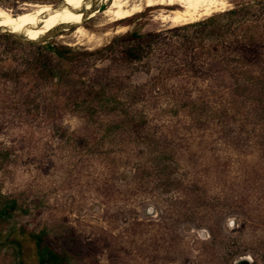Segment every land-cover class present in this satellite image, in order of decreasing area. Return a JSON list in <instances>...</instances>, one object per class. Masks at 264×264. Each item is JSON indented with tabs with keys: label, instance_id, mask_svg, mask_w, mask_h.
Segmentation results:
<instances>
[{
	"label": "rangeland",
	"instance_id": "374dc122",
	"mask_svg": "<svg viewBox=\"0 0 264 264\" xmlns=\"http://www.w3.org/2000/svg\"><path fill=\"white\" fill-rule=\"evenodd\" d=\"M61 2L0 5L23 13ZM254 4L264 24V0ZM222 12L178 26L157 8L105 26L98 12L83 24L110 31L98 45L75 29L40 43L0 33V195L19 203L0 198V264H38L22 237L42 230L72 250L68 264H264V116L246 108L221 123L194 121L182 105L211 83L207 65L191 60L197 23ZM98 86L145 112L151 144L105 134L76 110Z\"/></svg>",
	"mask_w": 264,
	"mask_h": 264
},
{
	"label": "trees",
	"instance_id": "16d2710c",
	"mask_svg": "<svg viewBox=\"0 0 264 264\" xmlns=\"http://www.w3.org/2000/svg\"><path fill=\"white\" fill-rule=\"evenodd\" d=\"M259 1L238 2L234 7L197 23L201 30L191 60L193 64L207 65L205 72L211 83L182 103L194 121L216 120V115L221 123L230 114H240L246 108L264 116V24L257 4H254ZM154 36L148 35L151 40L155 39ZM121 38L129 42L140 39L137 33H127ZM53 51L66 65L70 64V59L57 48ZM148 83L153 84L154 80ZM216 96L225 101L220 107L212 106L211 101ZM73 105L84 114L88 123L107 127L105 134H129L138 141L152 142L147 137L145 112L121 98L116 90L106 86L89 87L85 89V96L73 101ZM0 198L2 203H12L13 207L19 204L8 196L0 195ZM29 236L22 239L34 244L38 264L69 263L72 250L56 248L45 230ZM16 240L21 251L22 241Z\"/></svg>",
	"mask_w": 264,
	"mask_h": 264
},
{
	"label": "bare ground",
	"instance_id": "6f19581e",
	"mask_svg": "<svg viewBox=\"0 0 264 264\" xmlns=\"http://www.w3.org/2000/svg\"><path fill=\"white\" fill-rule=\"evenodd\" d=\"M62 1V8L56 9V6L48 3L32 4V8L23 13L0 5V27H7L15 32L21 31L29 39H37L58 27L68 29L71 25H76L75 38L85 40V43L90 45H98L109 36L110 31L103 34L90 32L82 24L84 19L93 18L98 12L107 17L108 21L101 24L105 26L130 19L150 7L157 8L158 19L171 26H178L224 11L230 5V0H100L99 6L106 4V7L101 11L93 10L89 13L90 10L86 11L91 9L92 0Z\"/></svg>",
	"mask_w": 264,
	"mask_h": 264
},
{
	"label": "water",
	"instance_id": "95a60500",
	"mask_svg": "<svg viewBox=\"0 0 264 264\" xmlns=\"http://www.w3.org/2000/svg\"><path fill=\"white\" fill-rule=\"evenodd\" d=\"M99 2L100 0H92V7L91 9H87L86 12L89 13L92 12L93 10H100V6H99ZM64 6L63 1L61 3H59L58 5H56V9L57 8H62ZM86 6V5H85ZM84 6V7H85ZM88 20V18L84 19L83 23L84 24L86 21ZM76 25H71L68 29H75ZM62 29H66L65 27H58L48 33H45L43 35H41L40 37H38L37 39H29L28 37H26V35L23 32H15V31H11L9 28L7 27H0V33H4V34H8L11 35L13 37H16L22 41L25 42H30V43H40V42H45L48 39H50L51 37H53L54 35H56L57 33H59ZM234 264H252V260L250 257L244 256L241 257L240 259L236 260Z\"/></svg>",
	"mask_w": 264,
	"mask_h": 264
}]
</instances>
